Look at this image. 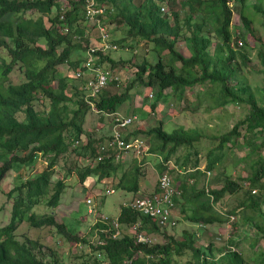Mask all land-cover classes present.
<instances>
[{"label": "trees", "instance_id": "obj_1", "mask_svg": "<svg viewBox=\"0 0 264 264\" xmlns=\"http://www.w3.org/2000/svg\"><path fill=\"white\" fill-rule=\"evenodd\" d=\"M97 1L100 5L113 8L106 19L117 28H125L123 38L132 37L154 44L158 59L154 64L145 59L138 65L136 81L146 87L157 88L160 93L171 90L177 100L182 99L187 89L208 83L220 88L217 90L219 95H211L214 99L212 108H224L229 104L248 107L245 117L236 122L232 130L220 138V143L209 150L205 168L208 172L219 168L217 162L223 160L227 148L247 146V157L251 153L257 155L251 160V174L245 178H234V173L219 172V175L224 176L223 186L220 189L211 187L207 191L197 190L194 182L174 184L181 192V200L178 202L189 201L192 204L193 211L186 214V219L192 223L210 224L229 220L226 214L216 213L214 206L227 195L235 196L244 191L242 183L246 182L249 191L244 193L245 199L237 206V209H241L239 219L253 223L264 236V229L252 222L253 214H244V211L252 210L257 216L264 217L261 211L264 197L253 196L256 194L255 189L264 180V153L260 151L263 149L264 152L261 139L264 136V105L258 103L246 75H239L238 69H243L242 66H233L237 58L241 60L238 62L240 65L250 60L248 50L252 45L245 41V46L251 47H242L244 35L240 31L235 33L232 23L234 10L231 4H244L245 0H182L180 6H174L175 1L172 0V22L169 17L161 14L160 7L153 0ZM84 3V0H0V48L5 49L9 55V62L3 60L0 66V182L12 171L24 177L25 171L35 167L40 158L47 162L42 170L25 179L21 178L6 193L8 198H13V202L8 223L0 227V264H58L53 251L52 262L46 263V255L35 252V249H40L36 241L28 238L19 241L15 237V231L22 222H27L33 228L54 226L66 241L87 243L85 237L78 235L67 224L57 222L53 211L46 214L33 212V208L46 198L51 210L59 204L67 188L64 179L52 182L60 159L64 160V164L71 156H76L78 163L91 160L87 165L75 163L76 174L82 185L90 178H98L99 182L110 179L117 170L118 164L111 157L95 161L100 155L103 142L93 139L91 134L87 135L84 129L86 119L93 111L92 107L85 96L79 93L68 96L70 78L59 71V66L63 64H69L75 70L80 69L85 60H72L74 52L86 56L90 45V39L86 36L89 27L84 25ZM63 8L67 10L65 21L60 19ZM240 16L249 34L255 35L251 28L254 21L243 12ZM63 25L69 26L70 32L65 33ZM74 35H80L85 45L75 39ZM179 39H183L189 55L178 51ZM258 40L262 46L258 53L264 62V40ZM239 41L243 44L240 45ZM165 51L166 58L163 55ZM100 56L102 64L108 60L112 65L110 68L116 70L113 68L115 61L108 56ZM16 64L23 72L24 80L19 84L6 85L7 75ZM129 90L130 87H126L124 92L113 94L104 91L94 102L95 109L103 115L117 113L132 97ZM42 100L49 101L47 112L35 108V103ZM20 114L23 115L21 121L17 118ZM242 128L244 134L240 132ZM85 135L87 141L82 143ZM140 135L154 137L158 141V144L150 147V152L163 157L157 164L160 175L168 170L166 163L180 147H192L201 139L196 130L180 128L168 133L163 128V122L148 130L134 131L126 138ZM76 142L81 144L76 145ZM214 151H219L220 155L213 157ZM246 158L242 156L235 159L234 166L240 165ZM15 166H19L21 171L23 168V171L15 170ZM71 171L72 168H69ZM139 172L140 168L136 167L137 175ZM197 173L195 171L186 176L192 178ZM132 179L124 176V181ZM134 180V187L128 191L138 193V176ZM122 184L121 179L118 184L121 186L117 185V188L125 189ZM159 192L158 187L155 193ZM228 215L236 213L233 211ZM118 220L126 227L141 220L143 229L150 233H163L167 242L153 245L138 243L132 235L123 233L117 239H110L105 247L96 248L102 250L112 264H125L126 261H132L129 264H174L175 257L186 250L191 251L193 264H199L201 258L202 264H247L241 252L232 246L222 251V260L216 262L209 255L213 251L212 245L205 248L197 245L194 232L185 230L179 239L167 236V230L162 229L155 219L141 215L126 205L121 207ZM139 252L142 255L134 259ZM261 257L264 263V252Z\"/></svg>", "mask_w": 264, "mask_h": 264}, {"label": "rangeland", "instance_id": "obj_2", "mask_svg": "<svg viewBox=\"0 0 264 264\" xmlns=\"http://www.w3.org/2000/svg\"><path fill=\"white\" fill-rule=\"evenodd\" d=\"M231 7H233L234 10L232 20L234 27L233 31L235 33L237 31H240L244 35V38H242L244 45L242 47H251V45L245 46V41H247L249 44L256 45L254 48L251 47L248 50L250 52V60H248L247 64H238V62L241 60L240 58H237L235 62L233 61V66L235 68L242 66L243 69H238L239 73H242L241 75H246L250 85H252L258 103L263 106L264 62L262 61V58L258 53L259 50L262 48L258 39L264 40V0H245L244 4L235 2L231 4ZM256 9H260L262 12H258ZM241 12L245 13L246 16H248L252 21H254V23H252L251 25V28L254 30L255 35L249 34L250 32L244 26V23L240 16ZM196 21H198V18H196ZM85 24L88 26L86 22L84 23V25ZM112 25L114 26V29H111L112 38L119 45L120 48L118 50L107 52L108 55L106 56H109L116 62L113 68L120 72L123 78V83L117 88H109L105 91L113 89L112 91H114V93H121L125 91L126 87H130L129 93L134 91V94L132 95L134 96L135 100L137 99V97L139 101H141V98H143V105L145 107L152 104L153 102L155 104L160 103L159 100H157L160 99L159 93L157 92V88L154 90L147 89V91V87L145 85L139 83V81H136L137 68L139 69L138 65H140L145 59L152 64H154L158 59V54L154 48V44H148L145 43V41L143 40L136 39H132L133 41L127 42V38H123L125 37V28L123 26L117 28L115 24ZM177 49L180 52H186L185 43L183 42V39L178 40ZM212 49L213 46L210 47V52H212ZM118 54H120L121 56H119ZM163 55L165 58L167 57L166 51ZM238 56L240 55L238 54ZM120 57L124 60H120ZM3 60L6 63L9 62V55L5 49L0 48V66L2 65ZM120 61L123 62L121 63ZM104 63V66L106 67L112 66L108 60H105ZM72 70L74 71L75 69L68 68L66 76H68V74ZM73 71L70 73V76H68L70 78V83L67 90L68 96H72L76 93L85 96V90L83 88L82 81H78L74 78ZM127 76L129 77L128 79ZM23 80V72L21 71L19 65L16 64L13 66L11 72L7 75L5 84L15 85L21 83V81ZM72 81H74V85H71ZM204 87L209 93L211 92V90L214 93L215 91L220 89L219 87L208 83ZM149 91L152 97L153 95L155 96V99L148 98ZM171 92L172 91L169 90V93H167L168 97H164L163 95L161 96V99L166 105L167 109L168 102L173 97L170 96ZM145 95H147L146 97L148 99L145 98ZM194 97L195 95L192 96V98ZM212 101L213 100L210 95H208L205 99H202V102L204 103L203 108L196 110V114H198V117H196V119H193V114L190 116V119L184 123V126L187 127V130H198L201 134V139L198 142H195L192 147L183 146L176 151L178 155L176 160L178 162L179 170L185 172V175H183V177L186 180L188 179L187 177H185L186 175L195 172L192 171L194 170L195 165L202 166V175H200L199 178L195 179L197 190L210 189L215 184L220 185L221 187L223 186L224 176L217 175L215 177V174H212L213 172L210 171L209 177L204 174L208 172L206 171L205 166L207 160H209V150L219 144L220 138L229 131H231L235 123L242 120L248 113V107L243 104H229L226 107H231H224L223 111L220 110V112H216L215 109L211 112H208L204 108H208L211 105ZM35 108L37 111L47 112V110H49V101H39L35 103ZM195 108L196 105L193 104L192 112H194L193 109ZM139 114L141 116L143 115L142 112H139ZM90 115L93 118L88 122L87 128H92L96 130L98 122L103 114H96L92 111ZM17 118L21 121L23 120V115L20 114L17 116ZM203 118H206V120ZM139 119L141 118L139 117ZM174 129H180V127H173L172 125H170V123H167L164 128V130L168 133H171ZM240 132L241 134H244V129H240ZM100 134H102V132H100ZM139 137H143L145 140H147L150 147H152V145L158 144V141L154 137H148L146 135H140ZM213 137H217L219 139H213ZM261 139L264 142V136ZM86 141L87 140H85V142ZM242 141L243 140L241 139V142ZM260 142L261 141L259 140L258 143L260 144ZM231 148H233L232 151L229 150ZM231 148H227L223 155V162L225 166L221 168L219 164H217V167H219L221 171H229L230 173L235 172L233 174L234 178H245L246 176H249L251 174V160L255 159L257 155L255 153H251L247 157L246 154L249 152L247 146L241 148L234 146ZM260 151L261 153H264L262 152L263 149ZM217 155H220V152L214 151L213 157ZM242 156L244 158L247 157L246 161L241 162L240 165L235 164L234 166V160ZM75 163H78L77 157L71 156L65 164L64 160L60 159L56 167V175L52 178V182L64 179L70 184V186L64 190V193L62 194L63 196L61 200H59V204L51 210L47 206L46 198L43 199L40 205L35 206L33 208V212L37 214H46L50 211H53L55 220L57 222H63L67 224L70 228L77 232L78 235H80L81 237H85L87 239V243H73L66 241L54 226L33 228L27 222H22L15 231V237L19 241H24L28 238L32 241H36L38 245H40V249H35V252L38 255H46V263L52 262L51 253L53 251L55 253L54 258L56 259L58 264H95L96 247L91 246L94 245L92 241L95 232H90L94 216L89 214L87 198L90 195H93V204L96 205L97 211L101 213L104 212L109 215H116L120 211V204L124 201H127L129 198H133L135 196V193L126 191L124 189H118L116 185L113 186L114 194L107 193L112 189V185H110L109 188L106 187L105 184H103L101 185V188L98 187L97 189H94V186L93 188L91 187V190L88 191L80 189L81 186L83 187L86 185H82L78 180L76 174L77 171L75 170ZM79 163L87 165L89 161H79ZM46 165V159L40 158L37 161L35 167H31L29 171H25V173L23 174L24 177L18 174V172L12 171L7 173L6 176L2 179V181L0 182V227L8 223L13 202V198H8L6 193L10 189H12L17 183H19L21 178L25 179L28 176L35 175ZM76 167L78 166L76 165ZM69 168H72L71 173L69 172ZM15 170L21 171V168L19 166H15ZM171 170L169 171V175L173 179H175L176 176H178V172L175 170V168H171ZM156 177V173L151 170L150 180L153 183H155ZM147 182L148 179L146 180V183ZM242 184L244 185V191L236 194L235 196L227 195L225 199L220 203L219 208H222L223 210L221 211L229 217V220H226L224 223H217L220 224L219 226H223L224 229L222 230L215 226V228L213 229L209 226L203 227L202 229L204 230V233L201 234L207 237L203 236L202 239L198 241L199 237L196 236V244L203 248L211 244L213 251L209 255H211V257L215 259L216 262H220L222 260L221 257H223L224 254V252L222 251L228 248V246H232L235 247L238 252H241L242 257L245 259L247 264H264L262 263L263 259L261 257V253L264 252V236L262 235V232L257 230L254 227L253 223H248V221L243 222V220L239 219L241 209H237V206L242 200L245 199L244 193H247L249 191V187L247 186L246 182ZM155 188H158V184L155 185ZM144 189H146V187H144ZM150 191L152 192L153 188L150 189ZM255 191L256 194H254L253 196L264 197V180L261 181L260 187L258 189H255ZM98 193L105 194V198H102L103 196L98 195ZM104 199L105 204H103ZM233 211L236 213V215H228L229 212ZM261 211L264 214V206L261 207ZM247 212H249V214L250 212L253 214L254 219L252 220V222H255L264 229V217L260 215L257 216V214L252 210H246L244 211V214H246ZM233 216L236 218L235 221H231L230 219V217ZM75 223L76 226L74 228ZM188 224L195 225L196 223L187 221V225ZM164 229L167 230V232H165L167 236L172 235L175 239H179V237H182V232L185 230L194 231L193 229L184 228L181 222H179V224L177 223V225L174 227H165ZM78 230H81L82 233H78ZM122 232L124 234H129V227L122 225ZM158 234L159 235L153 234L157 238V242H167V238L163 233ZM163 235L165 237H162ZM88 240H90L93 244H89ZM174 264H193L191 251L186 250L181 255H177V257H175Z\"/></svg>", "mask_w": 264, "mask_h": 264}, {"label": "built area", "instance_id": "obj_3", "mask_svg": "<svg viewBox=\"0 0 264 264\" xmlns=\"http://www.w3.org/2000/svg\"><path fill=\"white\" fill-rule=\"evenodd\" d=\"M84 17L85 22L90 28L97 32L98 39L92 41L90 29L86 32V36L90 39V45L87 47L85 60L83 61L81 68L74 70V78L78 81H82L83 88L85 90V98L88 104L95 109V101L99 96L109 88H117L123 83V78L117 70H113L110 67L104 66L100 62V54L105 56L107 52L118 50L120 47L114 42L112 38V32L110 23L107 21L106 16L108 13L113 12V8L100 5L97 0H84ZM159 7L162 15H166L172 22V0H153ZM174 6H180L182 0H174ZM188 1V0H186ZM64 5H67L65 3ZM110 9V10H109ZM109 10V12L107 11ZM176 10V9H174ZM63 15L60 17L62 21L66 20L64 16L66 8L61 10ZM65 33L70 32V27L63 25ZM80 43L83 42V38L80 35H74ZM242 45V41L239 42ZM112 116V130L109 138L100 145V155L95 160L96 162L103 161L107 158H112L113 161H119L124 154H133L139 159L150 152V145L143 137H129L126 138V131L135 122L134 117H125L118 113L111 114ZM85 141H82L84 143ZM81 142H76V145H80ZM91 162V160H89ZM207 177L210 176V172H206ZM158 187L160 192L154 193L151 196L139 197L126 203V207L138 212L141 215L151 217L157 221L160 227H174L177 225L176 218L174 216L175 199L180 196L181 192L176 184H174L173 178L164 173L159 176ZM113 189L108 191V194H113ZM93 196L87 198L89 207V214L94 216L93 225L101 224L96 227L95 234L93 236V243L96 246H106L110 239H117L122 236L121 223L118 217H111L105 213L97 211L96 205L93 204ZM231 221H235L234 217H231ZM129 234L132 235L136 242L153 245L157 243V238L153 233L143 229V222L141 220L134 221L128 225ZM91 242V243H92ZM98 264H110L103 259L102 250H97ZM139 254H141L139 252ZM142 255V254H141ZM137 257V255H136ZM135 257V258H136ZM132 261H126L129 264Z\"/></svg>", "mask_w": 264, "mask_h": 264}, {"label": "crops", "instance_id": "obj_4", "mask_svg": "<svg viewBox=\"0 0 264 264\" xmlns=\"http://www.w3.org/2000/svg\"><path fill=\"white\" fill-rule=\"evenodd\" d=\"M110 27H111V29H114V26L112 24H110ZM89 33H91L90 37H91L92 41H96L98 39L97 32L95 30H93L92 28H90ZM132 39H134V38L129 37L126 39V41L127 42L133 41ZM251 45H252V47L256 46L255 44H251ZM186 52H184V54L186 56L189 55L187 49H186ZM105 55H108V54H105ZM118 55L121 56L120 54H118ZM122 57H124V56H122ZM79 58L84 59L85 54L81 56L80 52H78V53L74 52L72 60L76 61V60H79ZM120 60H124V59H122L120 57ZM120 62L122 63L123 61H120ZM104 65H105V63H104ZM68 68H71V66L69 64H63V65L59 66V71L61 73H63L64 75H66ZM70 73L68 74V76H70ZM241 74L242 73H239V75H241ZM128 78L129 77L127 76V79ZM71 85H74V81H72ZM205 85L206 84H204L203 86L196 85V86L192 87L191 89H187L185 91V94L182 96L181 100H177L176 98H174V96L171 92L170 96H173V97L168 102V109L166 108V105L163 103L161 96L163 95L164 97H168L167 93H169V90H166L163 93H160L157 89V92L159 93V98H160L157 100H159L160 103L155 104L153 102L152 104H150L146 107L143 105V98H141V101H139L138 97L135 100L134 96L132 95V94H134V91L130 92L129 94L132 97H130V100L127 101V103L128 102L129 103L123 104L117 112L118 114H120L122 116L135 118L134 124L128 128V130L126 131V133H124V135L126 134V136H128L129 134H132L134 131H137V130H148V129H151L153 127H157L159 122H163V128H165L167 123H170V125H172L173 127H180V128H183L184 130H187V127L184 126V123L187 120H189L190 116L193 114H194L193 119H196V117H198V114H196V112H197L196 110L203 108L204 103L202 102V99H205L208 95H210V97H211V95H213L214 97L219 95V91H215L213 93L211 90V92L209 93L207 91V89L204 87ZM147 89L148 90H154V89L149 88V87H147L146 90ZM112 90L113 89L106 91V92L113 94L114 91H112ZM193 95H195L194 98H192ZM146 96L147 95H145V98H147ZM151 97L152 96L150 95V91H149L148 98L149 99H155L154 95L152 98ZM213 103H214V99H213L211 105L208 108H204V109L208 112H211L215 109H216L215 110L216 112H220V110L223 111L224 108H222V107H213L212 108L211 106L213 105ZM193 104L196 105V108L193 109L194 112H192V105ZM229 107H231V106H229ZM229 107H226V108H229ZM139 112H142L143 115L141 116L139 114ZM95 113L99 114L97 112H95ZM139 117L141 119H139ZM92 118L93 117L89 114L87 119H86V123L84 126L86 134L87 135L91 134L92 138L98 140L99 142L106 141L109 138V136L111 134V130H112V116L111 115H102L99 122H98L96 130H94L92 128H87L88 122ZM136 118H137V120H136ZM203 119L206 120V118H203ZM174 130H176V129H174ZM196 131L199 133L198 130H196ZM100 132H102V134H100ZM87 135H85L83 137L84 140H87ZM214 138L215 137H213V139ZM177 156H178L177 152H175V154L172 155V158L166 164L168 166V170L164 173L169 174V171L171 170V168H175V170L178 172V174H177L178 176H176V178L174 179V183H176L177 185H179L180 183L183 184V183H185V181L187 182V184H193V182L195 183V179L199 178V176L202 175V173H203L202 172V166L196 165L194 167V170L199 172V173L194 174V176L192 178L191 177L188 178L187 176H185L188 178L186 180L183 177V175H185V172H182V170L181 171L179 170L178 162L176 160ZM162 160H163V157L161 156V154L152 153V152H149L148 154L143 156L142 159L137 158L133 154H124L121 156L119 161L115 162L118 164L117 170L114 174H112V177L110 179H105L102 182H99L98 178H90L86 181V183H85L86 186H83V187L81 186L80 189L88 191V190H91V187L93 188L94 186H95L94 189H97L98 187L101 188V185H103V184H105V186L109 187V188H110V185H112V189H113L114 188L113 186H115V185L117 186L119 184L120 180L122 179L123 180L122 186H123V188H125L124 190L128 191V189L134 187V185H135L134 177L138 176L139 189L140 190L138 193H135V196L133 198H129L127 201H124L123 203L120 204L121 207L125 206L126 203L133 201L136 198L151 196L152 194H154L157 191V188H155V185L158 184V179L160 176L159 172L157 171V164L159 161H162ZM217 164H219V166L221 168L223 166H225L223 160H221L220 162H217ZM136 167L140 168V172L138 175L136 173ZM181 167H183V166H181ZM151 170H153L157 176L155 183H153L150 180V171ZM190 172H192V171H190ZM210 172H213L212 174H215V177H216L217 175H219V172H224V171L223 170L221 171L220 168H216V170L210 171ZM228 173H230V172L228 171ZM204 174H206V173H204ZM124 176L133 177V179L128 180V181H124ZM147 179H148V182L146 183ZM65 182H67V181H65ZM106 183H108V184H106ZM69 186H70V184L67 182V188ZM118 186H121V185H118ZM144 187H146V189H144ZM152 188H153V191L151 192L150 189H152ZM213 188L220 189L221 186L215 184V185H213ZM207 190L208 189H206V191ZM113 191H114V189H113ZM98 195L103 196L102 198H105V196H106L105 194H102V193L101 194L98 193ZM91 196H93V195H91ZM224 199H222L221 201H219L215 204L214 211L216 213H219V211L223 210L222 208H219V206H220V203ZM179 200H181V199H179V198L175 199L174 216L176 218V221L178 224H179V222H181L183 224L184 228H186V229L187 228L193 229L195 232L192 230H187V231L194 232L195 235L199 237L198 241L200 239H202L203 236L207 237V236L201 234V233H204V230L202 228L205 226L212 227V229L215 227L222 229V230L224 229V227L219 226L220 224H217V222H213L210 224H203V223L199 222V223H196L195 225H192V224L187 225L188 220L186 219V214H190L193 211L192 206H191L192 204H190L189 201H181V203H180V202H178ZM103 204H105V199H104ZM105 214H107V213H105ZM110 216L111 217H118L119 213L116 215L110 214ZM188 222H190V221H188ZM75 226H76V223L74 225V228H75ZM78 233H82V231L78 230ZM153 234L159 235L158 233H153ZM162 237H165V236L163 235ZM179 238H181V237H179Z\"/></svg>", "mask_w": 264, "mask_h": 264}, {"label": "clouds", "instance_id": "obj_5", "mask_svg": "<svg viewBox=\"0 0 264 264\" xmlns=\"http://www.w3.org/2000/svg\"><path fill=\"white\" fill-rule=\"evenodd\" d=\"M190 1V0H189ZM240 42V41H239ZM106 56V55H105ZM95 112V111H94ZM98 113V112H97ZM108 115H111V114H108ZM139 137V136H138ZM85 141V140H84ZM115 162V161H114ZM167 164V163H166ZM174 180V179H173ZM180 190V189H179ZM153 195V194H152ZM91 196V195H90ZM180 197V196H179ZM179 197H177V198H179ZM176 198V199H177ZM97 208V207H96ZM219 213H221V214H225L224 212H222V211H219ZM108 215V214H107ZM110 216V215H109ZM234 217V216H233ZM235 218V217H234ZM230 219H231V217H230ZM236 219V218H235ZM91 230H90V232H92V233H94L95 232V229H96V227H98V226H96V224H94L93 225V223L91 224ZM128 227V226H127ZM162 229H164L165 227H161ZM121 230H122V224H121ZM123 233V232H122ZM130 233V232H129ZM74 243H79V242H74ZM157 243H159V242H157ZM89 244H91V241L89 240ZM93 244V243H92ZM91 246H95L96 248H100V247H105V246H96L95 244L94 245H91ZM97 250H99V249H96V251ZM103 252V251H102ZM138 255H141V254H137V257H138ZM135 257H136V255H135ZM135 257H134V259H135ZM136 257V258H137ZM103 259L105 260V261H108L110 264H112L108 259H107V257H106V255L103 253ZM203 263V258H201V260H200V262H199V264H202ZM95 264H98V260H97V254L95 253ZM126 264V263H125Z\"/></svg>", "mask_w": 264, "mask_h": 264}]
</instances>
